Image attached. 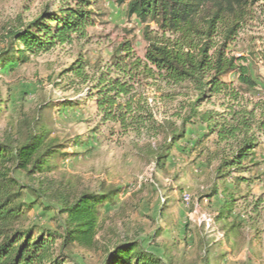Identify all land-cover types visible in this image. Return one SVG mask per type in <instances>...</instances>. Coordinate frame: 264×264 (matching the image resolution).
<instances>
[{
	"label": "trees",
	"instance_id": "16d2710c",
	"mask_svg": "<svg viewBox=\"0 0 264 264\" xmlns=\"http://www.w3.org/2000/svg\"><path fill=\"white\" fill-rule=\"evenodd\" d=\"M61 1L58 10L45 5L31 21L6 32L0 68L82 41L103 15L98 0ZM112 1L124 6L126 19L141 27L144 53L136 52L128 37L131 30H126L128 35L109 58L79 54L61 74H71L73 84L85 86L86 96L69 105L94 102L99 124L112 125L137 146L144 142L149 162L162 169L188 126L203 125L197 156L206 167L214 164L216 182L203 198L221 197L214 221L220 223L230 248L239 247L246 239V224L264 214L263 195L255 197L247 189L261 162L256 150L264 143V84L230 47L264 0ZM212 98L219 109L200 108ZM63 146L38 112L22 116L13 132L0 139V264H65V248L95 245L100 209L113 203L119 189L84 191L73 200L61 199L59 212L66 219L61 236L20 225V216L30 207L23 201L24 191L44 196V190L32 185L34 177L56 169L53 160L64 154ZM18 174L32 184L21 182ZM226 182L230 187L219 191ZM57 238L61 242L55 248ZM102 264L171 261L142 242L125 238L112 245Z\"/></svg>",
	"mask_w": 264,
	"mask_h": 264
},
{
	"label": "rangeland",
	"instance_id": "374dc122",
	"mask_svg": "<svg viewBox=\"0 0 264 264\" xmlns=\"http://www.w3.org/2000/svg\"><path fill=\"white\" fill-rule=\"evenodd\" d=\"M61 4V0H0V51L6 47L9 29L31 21L45 5L58 10ZM98 7L103 15L82 41L0 68V139L7 131L13 132L22 116L38 112L51 136L64 144V154L53 160L54 171L35 175L33 184L17 175L21 182L45 192L39 198L24 191L23 201L30 207L20 216V225L49 229L61 236L66 220L59 212L61 199L73 200L84 191L98 194L114 188L120 192L112 204L100 209L95 245L65 248V264H102L112 245L125 238L142 242L171 264H264V214L246 224L245 241L231 249L223 240L220 223L214 221L215 230L205 229L195 222L198 214L191 213L196 208L214 220L221 203L220 196L212 201L203 198L216 184L214 164L206 167L197 156L200 147L196 141L205 132L203 125L188 126L186 136L174 144L162 169L149 162L144 142L137 146L131 136L119 135L108 123L99 124L94 102L69 105L86 96L85 86L73 84L71 74H61L79 54L109 58L128 35L126 30H131L128 37L136 52L144 53L141 27L126 19L125 7L112 0H98ZM230 50L242 55L252 76L264 84V4L254 10ZM213 103H217L216 98L200 108L219 109ZM79 139L83 144L75 145ZM256 153L261 162L251 173L257 178L247 189L255 197H264V143ZM230 185L226 182L219 191ZM241 188L246 191L245 186ZM184 194L190 197L187 206L182 202ZM60 242L57 238L54 247Z\"/></svg>",
	"mask_w": 264,
	"mask_h": 264
},
{
	"label": "built area",
	"instance_id": "2783aa9c",
	"mask_svg": "<svg viewBox=\"0 0 264 264\" xmlns=\"http://www.w3.org/2000/svg\"><path fill=\"white\" fill-rule=\"evenodd\" d=\"M182 202L187 206L190 202V197L187 195V194H184L183 197H182ZM192 214H198V216L196 217L195 219V222L197 223L198 226H202L204 227L205 229H209V230H215V222L213 220V218L206 214V213H201V212H198L196 210V208H194L192 211H191ZM218 235L222 237V234L220 232H218Z\"/></svg>",
	"mask_w": 264,
	"mask_h": 264
},
{
	"label": "crops",
	"instance_id": "0c3cea01",
	"mask_svg": "<svg viewBox=\"0 0 264 264\" xmlns=\"http://www.w3.org/2000/svg\"><path fill=\"white\" fill-rule=\"evenodd\" d=\"M206 201H212V199L211 200H207V199H205Z\"/></svg>",
	"mask_w": 264,
	"mask_h": 264
}]
</instances>
